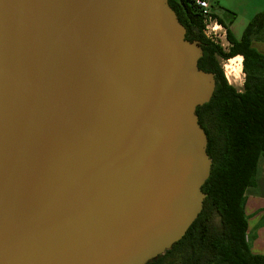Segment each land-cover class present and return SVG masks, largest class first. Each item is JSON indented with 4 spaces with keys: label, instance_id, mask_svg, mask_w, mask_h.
Instances as JSON below:
<instances>
[{
    "label": "water",
    "instance_id": "obj_1",
    "mask_svg": "<svg viewBox=\"0 0 264 264\" xmlns=\"http://www.w3.org/2000/svg\"><path fill=\"white\" fill-rule=\"evenodd\" d=\"M169 0H0V264H148L203 210L199 68Z\"/></svg>",
    "mask_w": 264,
    "mask_h": 264
},
{
    "label": "trees",
    "instance_id": "obj_2",
    "mask_svg": "<svg viewBox=\"0 0 264 264\" xmlns=\"http://www.w3.org/2000/svg\"><path fill=\"white\" fill-rule=\"evenodd\" d=\"M186 28V39L200 41L199 68L215 74L211 100L197 107L208 136L211 174L202 190L203 210L185 236L148 264H264V255L252 252L247 239L246 192L254 185L264 154V53L252 46V35L264 27V11L247 25L240 38L227 29L231 47L212 42L204 34L196 0H169ZM243 57L244 88L229 83L218 58Z\"/></svg>",
    "mask_w": 264,
    "mask_h": 264
},
{
    "label": "crops",
    "instance_id": "obj_3",
    "mask_svg": "<svg viewBox=\"0 0 264 264\" xmlns=\"http://www.w3.org/2000/svg\"><path fill=\"white\" fill-rule=\"evenodd\" d=\"M211 6V11L215 16L223 20L213 9L211 0H208ZM251 8H248L244 14L245 18L243 24L236 26V21L226 24L227 28L234 34L236 38H240L251 21L257 14L264 11V0H251ZM261 1H263L261 3ZM261 3V4H260ZM248 20V21H247ZM242 33H240V31ZM240 34V35H239ZM240 36V37H238ZM252 46L264 53V27L257 33H254L251 37ZM240 56V55H239ZM242 57V56H241ZM243 58V57H242ZM243 62V60H242ZM264 172V154L260 156L258 163V171ZM261 171V172H262ZM264 193L262 194H249L246 192V206L245 212L248 218V233L247 239L250 244L251 250L255 254L264 255Z\"/></svg>",
    "mask_w": 264,
    "mask_h": 264
},
{
    "label": "rangeland",
    "instance_id": "obj_4",
    "mask_svg": "<svg viewBox=\"0 0 264 264\" xmlns=\"http://www.w3.org/2000/svg\"><path fill=\"white\" fill-rule=\"evenodd\" d=\"M212 7L214 11L228 24L231 22L236 21V26H240L243 24L245 16L244 14L247 12L246 10L248 8H251L252 1L251 0H211ZM263 1H261L262 3ZM260 3V4H261ZM248 21V20H247ZM250 23V21H248ZM243 30L240 31L242 33ZM240 35V34H239ZM240 37V36H238ZM223 48L228 51L231 47V44L228 42L227 38H223L222 41H220ZM235 59V58H234ZM233 59V60H234ZM236 59L240 61L241 65V72L239 80L235 76L231 75L230 73H226L225 66L230 63L227 59L218 58L219 65L221 69L224 71L228 81L230 84L235 86V88L239 91H242L244 88V81H245V73L243 70V58L241 56H237ZM232 60V61H233ZM227 69V68H226ZM260 170H257L256 178L254 185L251 186L248 189L249 194H262L264 193V172ZM264 197V196H263Z\"/></svg>",
    "mask_w": 264,
    "mask_h": 264
},
{
    "label": "built area",
    "instance_id": "obj_5",
    "mask_svg": "<svg viewBox=\"0 0 264 264\" xmlns=\"http://www.w3.org/2000/svg\"><path fill=\"white\" fill-rule=\"evenodd\" d=\"M196 2L202 12L204 22V34L212 42L221 45L220 41H222L223 38H227L226 27L223 26L218 21V18L213 14L208 0H196ZM227 60L229 61L230 59Z\"/></svg>",
    "mask_w": 264,
    "mask_h": 264
},
{
    "label": "bare ground",
    "instance_id": "obj_6",
    "mask_svg": "<svg viewBox=\"0 0 264 264\" xmlns=\"http://www.w3.org/2000/svg\"><path fill=\"white\" fill-rule=\"evenodd\" d=\"M236 57H234L235 59L232 58V59H230L228 61L230 63L228 64V66L227 65L225 66V70H226V73H227V70H228V73H230L231 75L235 76L239 80L240 72H241V65H240V61L238 59H236Z\"/></svg>",
    "mask_w": 264,
    "mask_h": 264
},
{
    "label": "flooded vegetation",
    "instance_id": "obj_7",
    "mask_svg": "<svg viewBox=\"0 0 264 264\" xmlns=\"http://www.w3.org/2000/svg\"><path fill=\"white\" fill-rule=\"evenodd\" d=\"M172 247H173V246H172ZM168 250H170V249H168ZM158 257H159V256H158ZM158 257H157V258H158ZM157 258H156V259H157Z\"/></svg>",
    "mask_w": 264,
    "mask_h": 264
}]
</instances>
